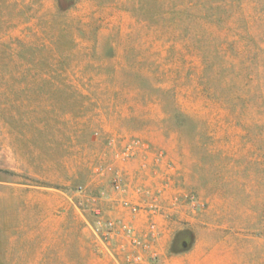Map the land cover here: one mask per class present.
Masks as SVG:
<instances>
[{"label":"rangeland","instance_id":"obj_1","mask_svg":"<svg viewBox=\"0 0 264 264\" xmlns=\"http://www.w3.org/2000/svg\"><path fill=\"white\" fill-rule=\"evenodd\" d=\"M128 147L194 196L173 250L264 264V0H0V264H93L84 209Z\"/></svg>","mask_w":264,"mask_h":264},{"label":"crops","instance_id":"obj_2","mask_svg":"<svg viewBox=\"0 0 264 264\" xmlns=\"http://www.w3.org/2000/svg\"><path fill=\"white\" fill-rule=\"evenodd\" d=\"M118 157H120V163L113 168L114 172L122 178L127 194L135 203L139 204L134 222L139 233L147 236L146 238L150 242V247L144 250V253L149 256L152 252H157L161 259L171 264H194L193 258L187 257V249L173 250V247L180 243H183L185 247H189L190 250L195 243L196 236V231L192 227L195 220L193 216L197 213V210L192 208L195 205V200L189 193H185V196H188L189 199L188 197L184 199L183 194L179 193L177 187L180 180L178 179L177 169L171 166L167 167L164 160L163 165L162 163L150 165L145 161L142 153H139L133 160L124 152L118 154ZM109 168H97L100 169L97 178L102 183L109 177L106 176ZM78 192L81 194L80 190ZM117 198L118 195L113 191H105L89 199L91 205L84 210L90 212L92 218L89 219L85 216L84 230L85 232L88 231L89 235H93V238L78 242L77 248L81 250L83 255L79 254L78 257H75L76 263L92 262L86 254L93 253L91 255L93 264H126L125 252L129 247L122 245L123 241L120 238L109 243H103L89 225L95 218L96 213L126 219L132 216L129 211L123 210ZM180 205L188 207L189 214H187L185 221H180L175 216V212ZM148 218H154L158 221L159 232L155 237L148 235ZM185 236L189 239L188 244L183 242ZM250 248L255 256L260 254L254 248ZM77 260L79 261L77 262Z\"/></svg>","mask_w":264,"mask_h":264},{"label":"built area","instance_id":"obj_3","mask_svg":"<svg viewBox=\"0 0 264 264\" xmlns=\"http://www.w3.org/2000/svg\"><path fill=\"white\" fill-rule=\"evenodd\" d=\"M124 153L130 157L134 152L131 147H128ZM112 189L113 192L118 195L117 201L120 203L123 210L129 211L132 216L126 219L123 217L96 213L93 221L89 223L94 234L103 243H109L120 238L123 241L122 245L129 247L125 252L126 264H171L161 261L160 255L157 252H152L149 256L144 253V250L150 247V242L147 240V236H143L139 233L134 222L139 204L135 203L127 194L126 187L120 176L116 175V177H114ZM79 190L83 192L84 188L80 186ZM147 229L149 231L148 235L155 237L159 232L158 221L154 218H148Z\"/></svg>","mask_w":264,"mask_h":264},{"label":"trees","instance_id":"obj_4","mask_svg":"<svg viewBox=\"0 0 264 264\" xmlns=\"http://www.w3.org/2000/svg\"><path fill=\"white\" fill-rule=\"evenodd\" d=\"M188 241H189L188 237L185 236V237L183 238V242H185V243L188 244ZM179 245L182 246V247H185V245H184L183 243H180Z\"/></svg>","mask_w":264,"mask_h":264}]
</instances>
